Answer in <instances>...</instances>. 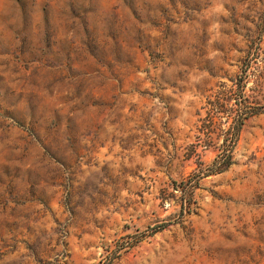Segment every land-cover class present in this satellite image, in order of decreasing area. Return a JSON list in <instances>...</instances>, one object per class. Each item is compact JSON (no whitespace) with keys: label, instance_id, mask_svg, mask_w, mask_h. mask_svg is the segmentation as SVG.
Segmentation results:
<instances>
[{"label":"rangeland","instance_id":"1","mask_svg":"<svg viewBox=\"0 0 264 264\" xmlns=\"http://www.w3.org/2000/svg\"><path fill=\"white\" fill-rule=\"evenodd\" d=\"M0 264H264V0H0Z\"/></svg>","mask_w":264,"mask_h":264},{"label":"trees","instance_id":"2","mask_svg":"<svg viewBox=\"0 0 264 264\" xmlns=\"http://www.w3.org/2000/svg\"><path fill=\"white\" fill-rule=\"evenodd\" d=\"M244 88V86H240L238 87V91H241ZM213 109H218L220 108V106L218 105V103H215L212 105ZM216 113L214 114H209L207 116L208 122H210V124H215V120H216ZM255 113L252 112L248 107H246L241 113L237 114L234 118H233V122L231 127L228 129L227 133H231L232 136V142H231V146L229 149H225L223 150V154H220L216 157V159L214 160L213 164H212V170L210 171V173H207L206 176L212 175V174H217L220 173L226 169H228L231 165H232V161H231V153L233 151V147L235 146V143L238 139L239 133L241 131V127L243 126L244 122L249 119L251 116H253ZM218 169H220L218 171Z\"/></svg>","mask_w":264,"mask_h":264}]
</instances>
